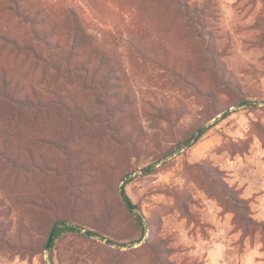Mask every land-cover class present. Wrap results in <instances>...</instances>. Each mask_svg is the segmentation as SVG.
<instances>
[{
    "label": "rangeland",
    "instance_id": "1",
    "mask_svg": "<svg viewBox=\"0 0 264 264\" xmlns=\"http://www.w3.org/2000/svg\"><path fill=\"white\" fill-rule=\"evenodd\" d=\"M157 258L264 264V0H0V264Z\"/></svg>",
    "mask_w": 264,
    "mask_h": 264
},
{
    "label": "trees",
    "instance_id": "2",
    "mask_svg": "<svg viewBox=\"0 0 264 264\" xmlns=\"http://www.w3.org/2000/svg\"><path fill=\"white\" fill-rule=\"evenodd\" d=\"M20 16L23 18L24 13L20 14ZM203 132L204 131L200 132L193 139V142H191L188 145V147H190L192 144H194L196 141H198V139L201 137V135L203 134ZM187 142H188V139L184 140L182 142V144H185ZM218 174H221V172L219 170H217V169L215 171H213V173L211 174L212 181H213V183H215V187L217 188L218 193L222 197L228 199L229 201L236 202V200L238 199L237 198V192H236V190L232 189V187H230L223 180L222 177L217 178ZM123 188H124V186H123ZM132 205H133V207L135 209L134 210V222H135L136 226L138 227V229L141 231V237L137 239V240H139V239H141L144 236L145 227H144V224L142 222V214L140 213V209H139L138 205L137 204H134V203H132ZM130 211L132 212V210H130ZM57 221L67 222V223L73 224L75 226H78L81 229L83 228V229H85V233L87 235H89V236H91V235H95V236L100 235L99 232L96 229H88V228H85L83 224H81L80 222H78V221H76V220H74L72 218H63V219H60V220H56L55 222H57ZM61 230H67V231H70V232H73V233H79L77 230H75L73 228H67V227H63V226L56 227L55 230H54L53 237H52L51 242H50V248L53 246L54 240L60 234V231ZM47 240H48V238H47ZM147 240L149 241V238ZM148 241L145 243V246H148L151 251H154L155 250L154 246H152L150 244V242H148ZM46 243H47V241H46ZM157 261H158L159 264H170L168 261H165V260H162V259H159V258H157Z\"/></svg>",
    "mask_w": 264,
    "mask_h": 264
},
{
    "label": "water",
    "instance_id": "3",
    "mask_svg": "<svg viewBox=\"0 0 264 264\" xmlns=\"http://www.w3.org/2000/svg\"><path fill=\"white\" fill-rule=\"evenodd\" d=\"M249 104H253V103H249ZM228 111H229V109L224 110L223 112H221L220 116L223 115L224 113L228 112ZM201 130H202V128L199 129V131H201ZM199 131H198V132H199ZM152 167H154V165H150V166H148V167H146V168H143L140 172H144V171H146V170H149V169H151ZM130 176H132V174L126 176L125 179L123 180V183H124L125 180L128 179ZM119 192H120V196H121V198L124 200V202L127 204V206H128L131 210H134V207H133L131 201L129 200L128 196L126 195V193H125L124 188H123L122 185L119 187ZM142 222H143L144 227H145V232L147 233V230H148L147 222H146V220H145L144 218H142ZM59 226H63V227H67V228H73V229H75V230H77V231L85 232V231H83L80 227L75 226V225H73V224H70V223H67V222H63V221H57V222H55V223L51 226L50 231H49L48 240H47V243H46V246H45V250H46V252H47V251L49 250V248H50V242H51V239H52V237H53L54 230H55L56 227H59ZM146 233H145V236H144L143 239L146 238ZM100 240H102V241H103L104 243H106V244H110V245H112V246H115L116 248H123V247H128V248H129V247L132 246V245H126V246H125V245H122V244H114V243H112V242H110L109 240H106V239H100ZM49 264H50V261H49Z\"/></svg>",
    "mask_w": 264,
    "mask_h": 264
}]
</instances>
